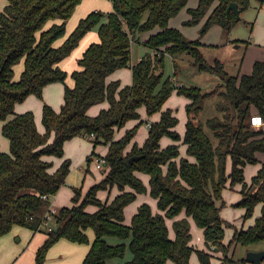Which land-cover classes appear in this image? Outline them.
Segmentation results:
<instances>
[{
    "label": "trees",
    "instance_id": "16d2710c",
    "mask_svg": "<svg viewBox=\"0 0 264 264\" xmlns=\"http://www.w3.org/2000/svg\"><path fill=\"white\" fill-rule=\"evenodd\" d=\"M6 1L0 11V120L4 121L2 132L10 148L0 151V236L10 232L14 225L46 232L35 264H44L49 249L61 238L90 245L83 264H109L111 259L124 258L128 246L133 257L123 264H190L194 251L202 264H212L210 252L191 245L189 217L203 228L208 245L226 249L223 204L217 201L223 199V190L230 180L232 186L243 183V198L238 205L247 208L246 217L252 216L256 205L263 203L255 224L236 229L230 243L250 248L264 242V162L253 176L252 185L245 181L244 174L248 163L259 161L256 152L264 151L262 129L251 126L254 112L264 116V59L254 63L251 73L240 76L230 74L220 58L208 61L199 38L191 39L169 24L189 0H111L113 10H92L69 34L67 22L83 0ZM258 1L264 4V0ZM231 2L238 3L241 13L250 5V0H200L197 7L189 8L192 18L186 23H197L207 16L202 35L215 24L228 35L241 20L234 10L227 11ZM97 25L99 41L92 42L78 60L80 68L71 73V86L66 83L69 72L59 63ZM157 26L160 30L144 43L158 53H146L131 66L132 84L108 81L117 69L131 65L134 41ZM165 53H187L200 70L216 73L222 80L216 89L207 92L198 86L178 87V93L191 100L186 107L184 136L175 129L179 118L173 109L162 110L176 89L174 79L163 72ZM21 60L24 69L16 79L14 67ZM53 82L65 83L64 103L59 111L44 103L45 131L41 132L32 110L16 113L15 107L32 94L43 98L44 88ZM215 94L222 97L217 103L219 114L206 124L218 138L217 145L204 123L197 121L205 100ZM105 100L110 104L108 108L96 115L89 114L92 106ZM142 106L149 116L162 111L161 118L150 123L143 146L135 143L126 152L139 125L147 120L127 129L121 138H115V131L131 119H140ZM91 133L96 135L95 146L109 143L105 155L109 171L83 198L81 189L74 188V204L59 208L48 230L45 216L51 210L52 197L66 183L71 160L65 159L51 171L53 161L45 157L64 156L68 139L88 137ZM165 135L187 144V154L195 160L181 156L177 143L162 147L160 140ZM134 155L143 156L131 162ZM229 158L233 163L230 173ZM91 160L89 156L88 162ZM136 171L150 174L149 189ZM115 185L119 194L110 201H102L98 192ZM148 190L158 200L159 210L155 212L150 203L144 202L131 223H125L126 206L138 193ZM89 205L97 209L89 211ZM182 212L186 215L177 218ZM168 218H175L174 238L170 236ZM89 229L94 232L93 240ZM112 237L120 241L111 243L108 239ZM229 262L246 264L247 260L227 255L224 264Z\"/></svg>",
    "mask_w": 264,
    "mask_h": 264
},
{
    "label": "crops",
    "instance_id": "0c3cea01",
    "mask_svg": "<svg viewBox=\"0 0 264 264\" xmlns=\"http://www.w3.org/2000/svg\"><path fill=\"white\" fill-rule=\"evenodd\" d=\"M199 1L200 0H189L187 6L184 7L176 16H174V17H172L170 19V22H169L170 26L179 28L184 34L188 33L189 34V38H191V39H198L199 38L204 46L205 45H212V46H217V45H220V46H224L225 45L226 46V45H228V41H229L228 38L227 39L226 38L222 39L220 41V43H212V42L211 43H207V42H205V38H203L202 34L201 35L199 34V36H198V33H199L198 30L200 29L202 24L205 22L207 16L204 17V19L201 21V23L195 25L194 27H191V25H186L185 24L187 20H190L192 18V15L189 14L190 13L189 12V8L197 7V5L199 4ZM184 9H187V10H184ZM184 11H188V12H184ZM242 21H245V20H242ZM257 26H260V27L264 26V5L262 6L261 11L259 12V15H258L255 23L252 24V27H251L252 31H253L252 41H251V39L248 40V41L235 39L236 43H237V45H235V46L237 47V49H242L243 48V50H242V52L241 51H239V52L234 51L232 53V55H235V57H237V58L240 57V59H239L240 62H239V64H236L237 66H236V70L234 71L235 73H231V71L228 70L230 72V74L239 75V76L242 75V74H249V73H251L253 71L254 63L257 60H263L264 59V45H261L262 42H264V41H261L259 39L260 38L259 36L255 39L256 27ZM216 27H218V28H216ZM211 28H210L211 30H215V29L218 30V31H219V29H220V31L223 30V28L220 25H218V24L213 25ZM92 30L89 31L84 36V38L82 39V40H84L86 37H88V36H90L92 34L90 36L91 40L89 41V43L85 47L82 48L81 52L79 54L75 55V56L69 57L72 54L71 53L69 56L64 58L59 63V65L63 69H65V70H67L69 72L70 75L68 76V78H70L69 79L70 81H68V82H69V85H71V86L74 85V80H73V78L71 76V73L74 70L80 68L78 60L83 56V53L85 52L87 47L92 42L99 41L98 31H97V33H95ZM159 30H160V27L157 26L154 29L141 34L140 39L137 40L136 42L140 43L141 40H143V41L146 40L147 38H149V36L152 33H155V32H157ZM67 33L68 34L70 33V32H68V28H67ZM82 40H81V42H82ZM63 41H64V38L59 40L58 44H61ZM81 42H80V44H81ZM149 49H150V51H148L147 53H151V54L158 53L154 49H151V48H149ZM167 54H169V53H165V56ZM141 58L142 57H140L139 60H141ZM216 58H219V57H216ZM71 60H72V62H71L72 64L70 63L68 68L65 67L66 62L71 61ZM75 60L77 61V65L74 62ZM132 65H134V64H132ZM126 68L127 67L117 69L115 72H113L108 77V81L120 80L122 85L132 84V82H133L132 68H131V71H128ZM218 77H219V80H220L219 82H221L222 80H221L220 76H218ZM56 83H61L62 86L60 84H56ZM64 94H65V83H63V82H53V83H50V84L46 85V87L44 88V94L43 95L49 101V104L51 103L52 106L57 111H59L61 109L62 104L64 103ZM171 96H170V98H171ZM182 96H184L187 99L186 102L184 103L187 106V104L190 103L191 100H190V98H188L185 95H182ZM44 100H45V98H44ZM167 101H166V103H167ZM19 105H20V103L16 104V107H15V112L16 113H22V112H25L27 110V109H25V110L24 109H20L19 110L18 109ZM109 106H110V104H109L108 100H105V101H103V103H98V104L92 106L89 109V114L90 115H96V114H98L101 111V109L108 108ZM96 108H98V110ZM143 111L145 112V114L143 116H141L140 119H131V120H129L126 123V125L124 127L117 128L116 131H115V138L116 139L121 138L125 134L127 129H130V128L134 127L135 125L139 124V122L141 120H146L147 117L153 118V121H158L161 118L162 111L157 112L154 115L149 116L148 113H147L146 107L142 106V107L139 108V112L141 113ZM173 111H174L175 115H177V112L174 109H173ZM255 113H257V112H254V114ZM185 114L186 115H185V128H184V131H179L178 125L175 127V129L182 136H184V134H185L186 123H187V120H188L186 107H185ZM42 116H43V106L41 108V118H42ZM35 118H36V122H37V125H38V129L41 132H44L45 131L44 125H42L43 126L42 127L39 124L40 119L38 120L37 116ZM3 124H4V121H3ZM146 126L148 127V131L143 134L141 139L137 140L136 136H134L132 141L127 146L126 152L130 151L135 143H137L139 146H143L144 145V143H145V141H146V139H147V137L149 135V127H150V122L149 121H146ZM259 128L262 129L263 135H264V125L262 127H259ZM138 130H139V128H138ZM137 133H138V131H137ZM78 137H82L84 139H87L88 141H90L91 145H88L86 147L85 144L82 143V145H81V149L82 150H80L78 152H75V155L78 157L76 159V158L73 157V154L70 153V152H71V150L73 148V145H74L73 141H75V139H77ZM6 139H7V143H8L7 144V148H8V151H9L10 143H9L8 138H6ZM53 139H54V135L51 137L50 140L52 141ZM92 141H93V139H90L88 137L75 136V137H73L71 139H68L65 142V144H64L65 154L62 157L57 156V157L61 158V159H59L58 163H56V162L54 163V161L52 160L53 158H56L53 155L45 157L47 160L53 161V167L51 168V171H55L65 159H70L71 160V168H70V172H69V174H68V176L66 178V183L61 187L59 192L52 198V207H54L56 209H59V208H61L63 206H72L74 204V202H73V196L75 195L74 188H80L81 189V191H82V195L81 196L83 198V197H85V195L87 194V192H88V190L90 189L91 186H93L94 184L98 183L99 181H101L103 178L106 177V175H107V173L109 171V168L106 167L105 165H103L102 168H98L97 165H95L93 163V159H95V157L100 156V155H106L108 150H109V143H101V144H98V145L95 146V144L92 145V143H93ZM172 143L179 144L181 156H187L192 161L195 160V158L193 156H190V155L187 154V144L183 143L182 140L176 141V140H174L173 138H171V137H169L167 135L163 136L162 139L160 140V144H161L162 147H166V146H168V145H170ZM0 151H2V150L0 149ZM3 151H5V150L3 149ZM256 155H257L259 161L254 164V165H256V167H254V169L251 171V174L253 176L258 173L259 169L262 166V162H264V151H257ZM89 156H91V158H92V160L90 162H88V157ZM81 160H83V162ZM80 162H82V163H80ZM93 164H94V167L96 166V168H97V170L99 172H103L104 173L101 177H98L96 175H94V178L90 177L91 173L95 174V172L93 170ZM251 164H253V163H248L244 167L245 176H246V173L249 170V167H250L249 165H251ZM164 168L166 169V166ZM136 174H137V176H139L144 181V183L147 185V187L149 189L150 188V179H151L150 174L144 173V172H141V171H136ZM229 182H230V180L228 181V183ZM227 187H229V186L226 185V187L223 190V196H224L226 191H229V189ZM241 188L243 189V183H237L233 187V189L238 191L239 193H240ZM127 189L130 190L131 187L128 186ZM119 192H120V189L118 188L117 185H115V186L109 187L107 189L100 190L98 192V195L102 199V201L106 202L107 200H109V201L112 200L117 194H119ZM145 193H149L150 194V191L148 190L147 192H144V193H138L136 199L133 202H135L138 199L139 196H143ZM151 197L154 199L155 204H151V203L150 204H151L153 210L156 212V211L159 210V208H158V200L156 198H154L152 195H151ZM144 202H148V201L145 200V199H141L140 200V202L137 205V209L133 212L132 216L130 217L131 220H132L133 215L137 212L139 205H141ZM219 202H220V200L217 201L218 204H219ZM132 203H130L129 205L126 206V208H125V217H126V211H127V209L130 207V205ZM262 207H263V203H259L258 205H256V208H255V211H254V215L251 218L252 220L249 221V223L247 225H245L246 224V220H245L243 222V225H242L241 229L242 228L246 229L249 226H252V225L255 224L257 217L260 216L261 213H262ZM87 209L89 211H95L97 209V206L89 205L87 207ZM185 215H186L185 212H182L177 218L184 217ZM221 215H222V211H221ZM174 219L171 220V223L169 222L170 219L169 218L167 219V222H168V225H169V228H170V236L172 238L175 237V231H174V237L171 234V226L173 228ZM189 220H190L191 225H192L191 231H192V229L194 228L195 225L197 227H199L196 224V222H195L193 217H189ZM124 222L127 223L126 221H124ZM129 223H131V221L128 222L127 224H129ZM199 228L201 229V231L203 233V236H204V239H205L203 228H201V227H199ZM88 234H89L91 240H93L94 239L93 230L89 229L88 230ZM234 234H235V232H234ZM234 234H233V236H234ZM192 235H193V233H192ZM233 236H232V238H233ZM46 238H47V233L44 232V231H34V230H32V229H30L28 227H25V226L14 225L10 232L6 233L5 235L0 236V264H35L36 263V254H37L38 248L42 245V243L46 240ZM193 240L194 239L192 238L191 245L196 248ZM89 247H90V245L88 243H78V242H74V241H71V240L66 239V238H61L58 242H56L49 249L44 264H83V260H84L86 254H87V252L89 250ZM196 249H198V248H196ZM246 249L248 251L250 249H264V247H260V248H253V247L248 248V247H246ZM206 250L212 254L211 261H212V264H214L215 257L213 255V253L208 248ZM194 255H196V257H197L196 260L194 258ZM191 262H192V264H202V262L200 261V258L198 256V253L196 251H194L192 256H191L190 264H191ZM169 264H176V263L173 262V261H169ZM246 264H249V263H246Z\"/></svg>",
    "mask_w": 264,
    "mask_h": 264
},
{
    "label": "rangeland",
    "instance_id": "374dc122",
    "mask_svg": "<svg viewBox=\"0 0 264 264\" xmlns=\"http://www.w3.org/2000/svg\"><path fill=\"white\" fill-rule=\"evenodd\" d=\"M6 3H7L6 0H0V11L3 10ZM263 5L264 4H262L258 0H250L249 7L246 8L241 13V17H240L241 20L235 25V27L232 29L230 34L227 35L224 30H222V31H220V29H219V31L216 29L211 30L212 29L211 28L209 31H207V33H205L203 35V38H205V42H207V43H211V42L212 43H220V41L222 39H225V38L226 39L228 38V40H229L228 45H226V46L225 45L224 46H220V45H217V46L205 45L204 46L203 45L202 50H203L206 58L208 59V61L213 62L216 59V57H219L221 60H223L226 63V66L228 67L227 69L229 71H231V73H235L234 71L236 70V66H237L236 64H239L240 57L237 58V57H235V55H232V53L234 51H236V52L241 51L242 52V50H243V48L237 49V47L235 46V45H237L235 39H240L243 41H248L251 39V41H252L253 31H252L251 27H252V24L255 23ZM92 10H101L105 13H108L109 11L113 10V4H112L111 0H83L77 6L75 13L73 14L72 17H70V19L67 22L68 32H71L74 29V27L77 25L80 18L86 16V14L91 12ZM184 10H187V9H184ZM184 12H188V11H184ZM189 14H191V13H189ZM106 19L107 18H104L103 21H106ZM203 19L204 18H202L197 23H192V24L185 23V24L191 25V27H194L195 25L201 23V21ZM242 20H245V21H242ZM203 24H202V26H203ZM202 26L198 30V32H199L198 36H199V34L201 35ZM98 27H99L98 25L95 26L92 31L97 33ZM216 28H218V27H216ZM90 36H88L84 40H82L81 44L72 52V54L69 57H72V56L79 54L81 52L82 48L85 47L89 43V41L91 40ZM185 36L189 37V34L187 33V34H185ZM258 36L260 37L259 39L261 41H264V26L263 27H260V26L256 27L255 39ZM261 45H264V42H262ZM148 51H150V49H149V47H147L145 45L143 40H141L140 43L134 41V43L132 45L131 65L128 66L126 69L128 71H131L132 64L137 63L139 61L140 57H143L144 55H146V53ZM71 62H72V60L66 62L65 67L68 68ZM74 62L77 65V61L75 60ZM14 68H15V78L19 79V77H20V75L24 69V61L21 60L20 62H18ZM163 72H164L166 77L171 76L174 79L175 84H176V89L174 90L171 98L163 106L162 110L164 111L170 107H171V109L173 108L177 112V115L179 118V122L177 124L179 131H184L185 115H186L185 114V107H187L186 104H184V103L186 102L187 99L184 96H182L183 94L178 93V87L181 85L198 86L202 89L203 92H207V91H211V90L216 89L218 84H220L221 82H219L220 80H219V77L216 73H211L208 71L200 70L199 67H197L195 64L192 63L191 56L187 53L179 55V56H173L171 54H167L165 56ZM69 79L70 78H68L66 80L67 84H69V82H68V81H70ZM56 84H60L62 86L61 83H56ZM44 98H45V100H44ZM44 98H40L37 95L32 94L25 101L20 102L18 109L19 110L20 109H24V110L27 109L26 111L32 110L35 114V117L37 116L38 120L40 119L39 124L42 126L43 122H42V118H41V108H42V106H44V103L49 104V101L46 99V97H44ZM220 100H222V97L219 94H215L213 96L208 97L204 102L202 110L199 112V114L197 116V121L204 123V128H205L206 132L208 133V135L210 136L214 145L218 144V138L214 134V131L207 126L206 122L208 119L219 114V112L217 110V103ZM101 103H103V102H101ZM98 108H96V109L98 110ZM140 114H141V116H143L145 114V112L143 111ZM11 117H13V114L9 116V118H11ZM146 120L149 121L150 123L153 122V118H151V117H147ZM139 126L140 127L138 130V133H136L134 135V136H136L137 140L141 139L143 134L148 131V127L146 126V122H144L142 125L140 124ZM2 127H3V121L0 120V149L2 151H3V149L5 151H8V148H7L8 143H7V139H6L7 137H5L3 135ZM257 129H259V128H257ZM73 142H74V145H73V148H72L70 153H72L73 157L76 159L78 157L75 155V152L82 150L81 149L82 143H84L86 147L88 145H91L90 141H88L87 139H84L82 137H78ZM92 142H93L92 145L95 144L94 141H92ZM55 157L56 158H53L52 160L54 161V163L55 162L58 163L59 159H61V158H59L57 156H55ZM81 161L83 162V160H81ZM82 162H80V163H82ZM93 163L96 165L95 161H93ZM94 164H93V170H94L95 174H92L90 172L91 173L90 177L94 178V175L101 177L104 173L99 172L97 170L96 166L94 167ZM254 164L255 163L249 165L250 166L249 170L245 176V180L248 182L249 185H252V182H253V175L251 174V171L254 169V167H256V165H254ZM232 165H233L232 160H231V158H229V161L227 164L228 173L231 172ZM228 184H227V186H229V187H227V188L229 189V191L225 192L223 199H221L219 202L220 205L223 204V208L221 211H222V216H223L224 223H225V236L223 238V243L228 245V247L226 249H224V248L215 249V247H211L210 245L207 244L206 240L204 239L203 233L199 227H197L195 225L194 228L192 229V233L194 236L193 241H194L196 248L204 249V250H206L208 248L213 253V255L215 257L214 264H224L225 258L227 255L230 257H233L235 260H239L243 257H246L247 252H248L246 249V246L236 245V243L231 244L230 242L232 240V236H233L235 230L241 229L243 222L245 220H246L245 225H247L249 223V221L252 220L251 218L253 217L254 214L252 216H249V217L245 216L247 208L238 205L239 200H241V198H243V193L241 191L242 188H241L240 193H239L238 191L233 189V187L236 184L234 186H232L231 181ZM141 199H145L149 203L155 204L154 199L151 197V195L149 193H145L143 196H139L138 199L135 202H133L126 211L125 221L127 223L131 221L130 217L132 216L133 212L137 209V205ZM169 219H170L169 222L171 223L172 218H169ZM171 234L174 237V230H173L172 226H171ZM108 240L111 243H117L120 241V239L116 238V237L109 238ZM252 247L253 248L264 247V242H262L260 244L253 245ZM132 257H133V254H132V252L128 246L127 251H126V255L124 258L111 259L109 261V264H123L126 260L131 259ZM194 258H195V260L197 259L196 255H194ZM238 262L241 263V261H238ZM191 264H192V262H191ZM227 264H237V263L229 262Z\"/></svg>",
    "mask_w": 264,
    "mask_h": 264
},
{
    "label": "built area",
    "instance_id": "2783aa9c",
    "mask_svg": "<svg viewBox=\"0 0 264 264\" xmlns=\"http://www.w3.org/2000/svg\"><path fill=\"white\" fill-rule=\"evenodd\" d=\"M263 125H264V116L260 113L253 114L251 117V126L254 128H259V127H262ZM95 137H96V135L94 133H91L90 135H88V138H90V139H93ZM93 161L96 162V165L98 168H102L103 165L106 164L105 155L97 156V157H95V159H93ZM57 211H58V209L51 206V210L49 212H47V214L45 216L44 225L48 227V230H51V224L53 223V221L55 219V214L57 213Z\"/></svg>",
    "mask_w": 264,
    "mask_h": 264
},
{
    "label": "water",
    "instance_id": "95a60500",
    "mask_svg": "<svg viewBox=\"0 0 264 264\" xmlns=\"http://www.w3.org/2000/svg\"><path fill=\"white\" fill-rule=\"evenodd\" d=\"M234 10L237 14V17H241V11L239 9L237 2H231L227 11L230 12ZM143 156V155H142ZM142 156L134 155L130 158V161L133 162L134 160L139 159ZM247 263L250 264H264V249H250L246 255Z\"/></svg>",
    "mask_w": 264,
    "mask_h": 264
}]
</instances>
